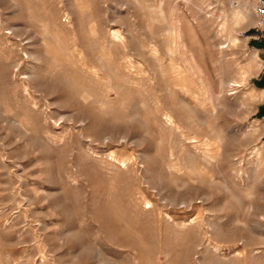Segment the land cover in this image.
Returning a JSON list of instances; mask_svg holds the SVG:
<instances>
[{
  "label": "rangeland",
  "instance_id": "1",
  "mask_svg": "<svg viewBox=\"0 0 264 264\" xmlns=\"http://www.w3.org/2000/svg\"><path fill=\"white\" fill-rule=\"evenodd\" d=\"M244 1L0 0V264H264Z\"/></svg>",
  "mask_w": 264,
  "mask_h": 264
},
{
  "label": "bare ground",
  "instance_id": "2",
  "mask_svg": "<svg viewBox=\"0 0 264 264\" xmlns=\"http://www.w3.org/2000/svg\"><path fill=\"white\" fill-rule=\"evenodd\" d=\"M248 1H244V3L241 4V8L240 10H235L234 11V17L235 19L237 18L238 20H234L233 19V23L234 24H237V25H250L254 20H255V11H253V7L252 9L249 8V5H248ZM233 4V2H232ZM240 4V3H239ZM253 4V2H252ZM262 98H263V95H262ZM264 130V128H263Z\"/></svg>",
  "mask_w": 264,
  "mask_h": 264
},
{
  "label": "built area",
  "instance_id": "3",
  "mask_svg": "<svg viewBox=\"0 0 264 264\" xmlns=\"http://www.w3.org/2000/svg\"><path fill=\"white\" fill-rule=\"evenodd\" d=\"M256 14L257 27L264 37V0H252Z\"/></svg>",
  "mask_w": 264,
  "mask_h": 264
},
{
  "label": "trees",
  "instance_id": "4",
  "mask_svg": "<svg viewBox=\"0 0 264 264\" xmlns=\"http://www.w3.org/2000/svg\"><path fill=\"white\" fill-rule=\"evenodd\" d=\"M262 83H264V77H263ZM263 85H264V84H263ZM260 113L264 114V106L261 108Z\"/></svg>",
  "mask_w": 264,
  "mask_h": 264
}]
</instances>
